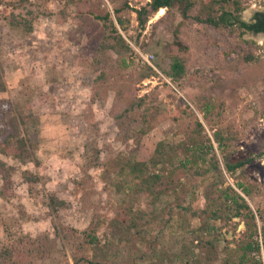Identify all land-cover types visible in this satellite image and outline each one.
Returning <instances> with one entry per match:
<instances>
[{"label": "rangeland", "instance_id": "obj_1", "mask_svg": "<svg viewBox=\"0 0 264 264\" xmlns=\"http://www.w3.org/2000/svg\"><path fill=\"white\" fill-rule=\"evenodd\" d=\"M152 1L0 0V264H264V0Z\"/></svg>", "mask_w": 264, "mask_h": 264}, {"label": "trees", "instance_id": "obj_2", "mask_svg": "<svg viewBox=\"0 0 264 264\" xmlns=\"http://www.w3.org/2000/svg\"><path fill=\"white\" fill-rule=\"evenodd\" d=\"M171 3V0H153L151 3V10L147 9L146 7L141 8V9H135V11L138 14V20L140 22L141 25L145 24L149 14L153 11H157V10H163L165 9L164 7L168 6ZM121 22V20H119ZM208 22L214 24V25H220L221 23H224L225 25H232V24H239V27L246 30V31H253L256 33L259 32H264V10L263 11H257L254 15V18L251 22H246L242 19H240L239 16L233 15L230 12H225L223 13L218 19L215 18H209ZM172 69L175 71V73H177L178 75H181L184 71V66L181 62H179L177 59L174 60V62L172 63ZM2 84H0L1 87ZM12 141V137L10 135H6V132H4V129L2 126H0V146H6L7 144L11 143ZM16 141H13L12 144H14ZM13 146V145H12ZM14 150H18V151H23L25 152L27 150V146L23 145L21 146H13ZM25 150V151H24ZM5 152V151H4ZM160 151H156V155L155 157L159 156ZM23 154V153H22ZM21 153H19L18 155H22ZM156 160V159H155ZM249 161H239L235 164H231V163H227V169L228 171H235L236 169L246 165ZM158 161H155V164H157ZM158 178V177H156ZM150 188L152 189L154 187V185L156 184V182L150 181ZM230 191L234 192L233 188H229ZM244 192H246L244 189H242ZM53 201L55 200V198H52ZM224 199V201H228L229 199H231L234 203L238 202V206H242L243 204L245 206L248 207V209L250 208L247 201L238 193H225V196L222 198ZM239 200H242L243 203H239ZM53 205L58 206L60 204V202L58 200L52 202ZM218 215L221 214V211L217 212ZM240 212L236 211L235 215H239ZM94 237H90V240H95L93 239ZM247 250L243 253V259L241 262H246L248 259L247 255H250L254 250H260V245L259 242H254V243H248L247 244Z\"/></svg>", "mask_w": 264, "mask_h": 264}, {"label": "built area", "instance_id": "obj_3", "mask_svg": "<svg viewBox=\"0 0 264 264\" xmlns=\"http://www.w3.org/2000/svg\"><path fill=\"white\" fill-rule=\"evenodd\" d=\"M144 58H145V60H146L147 62L150 63L151 60L154 58V55H151V58H150L148 55H145Z\"/></svg>", "mask_w": 264, "mask_h": 264}]
</instances>
